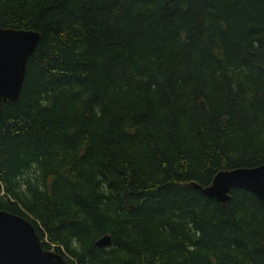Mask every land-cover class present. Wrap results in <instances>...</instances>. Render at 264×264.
Returning <instances> with one entry per match:
<instances>
[{
	"label": "trees",
	"instance_id": "1",
	"mask_svg": "<svg viewBox=\"0 0 264 264\" xmlns=\"http://www.w3.org/2000/svg\"><path fill=\"white\" fill-rule=\"evenodd\" d=\"M42 33L0 116V210L71 264H264V0H0ZM112 236V244L97 240Z\"/></svg>",
	"mask_w": 264,
	"mask_h": 264
},
{
	"label": "water",
	"instance_id": "2",
	"mask_svg": "<svg viewBox=\"0 0 264 264\" xmlns=\"http://www.w3.org/2000/svg\"><path fill=\"white\" fill-rule=\"evenodd\" d=\"M42 33L35 29L0 25V116L7 101H18L26 79L27 64ZM207 196L228 205L235 189L253 192L264 203V164L219 170L212 182H194ZM96 244L108 247L112 236L100 237ZM0 264H71L65 255L44 246L33 221L21 214L0 210Z\"/></svg>",
	"mask_w": 264,
	"mask_h": 264
},
{
	"label": "rangeland",
	"instance_id": "3",
	"mask_svg": "<svg viewBox=\"0 0 264 264\" xmlns=\"http://www.w3.org/2000/svg\"><path fill=\"white\" fill-rule=\"evenodd\" d=\"M43 241H45V240H43Z\"/></svg>",
	"mask_w": 264,
	"mask_h": 264
}]
</instances>
